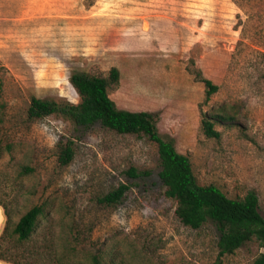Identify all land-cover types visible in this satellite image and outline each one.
<instances>
[{"label":"rangeland","instance_id":"rangeland-1","mask_svg":"<svg viewBox=\"0 0 264 264\" xmlns=\"http://www.w3.org/2000/svg\"><path fill=\"white\" fill-rule=\"evenodd\" d=\"M0 201L10 214L11 253L33 264H214L220 231L181 222L159 177L158 147L145 135L57 116L30 119L32 95L80 97L72 70L121 77L117 106L157 115L160 133L189 155L201 184L230 197L255 190L264 215V0H0ZM4 68V69H3ZM201 71L221 88L205 102ZM1 80L3 85L1 86ZM237 113L201 129L202 112ZM73 141L68 165L59 141ZM130 167L149 171L131 177ZM127 184L113 205L99 198ZM43 204L34 235L13 229ZM264 252L244 243L221 264H253Z\"/></svg>","mask_w":264,"mask_h":264},{"label":"trees","instance_id":"trees-1","mask_svg":"<svg viewBox=\"0 0 264 264\" xmlns=\"http://www.w3.org/2000/svg\"><path fill=\"white\" fill-rule=\"evenodd\" d=\"M2 67L0 65V69ZM195 76L204 84L205 102H208L214 94L219 92L221 86L212 79L204 77L199 70L195 72ZM120 77V70L116 66L109 70L108 75L72 70L69 81L76 89L80 97L79 101L76 103L65 98H44L32 95L27 107V116L34 120L57 116L82 127L99 123L120 134L147 136L158 147L159 177L166 188V196L176 200L175 213L181 222L197 229L208 221H212L220 231L219 252L214 264H221L225 255L235 253L244 243L254 239L264 248V215L259 209L257 192L250 190L244 197H230L214 183L201 184L194 173L189 155L177 149L174 139L165 138L160 133L156 114L149 111L122 109L117 106L110 96L109 88L118 84ZM2 85L3 80H1ZM237 120V113H229L226 105L222 104L216 111L202 112L201 129L208 137L220 138L221 131L216 128V124L233 125ZM1 151L0 144V154ZM74 155L73 141H59L60 165H68ZM149 173L146 170L138 171L136 167H130L127 170V174L135 178ZM129 188V185L121 184L99 198V201L109 205L117 204ZM0 204L7 217L0 235V259L13 264H33L24 261L23 255L11 253L13 247L6 244V239L11 234L8 230L10 214L5 204L1 201ZM45 212L43 204H36L19 218L13 229L19 241L29 240L34 235L41 216ZM96 264H99L97 258ZM253 264H264V252L259 254Z\"/></svg>","mask_w":264,"mask_h":264},{"label":"crops","instance_id":"crops-1","mask_svg":"<svg viewBox=\"0 0 264 264\" xmlns=\"http://www.w3.org/2000/svg\"><path fill=\"white\" fill-rule=\"evenodd\" d=\"M6 220H7V217L5 214V210H4L3 206L0 204V235L2 234L3 229L5 227ZM0 264H13V263H10V262H7L3 259H0Z\"/></svg>","mask_w":264,"mask_h":264}]
</instances>
